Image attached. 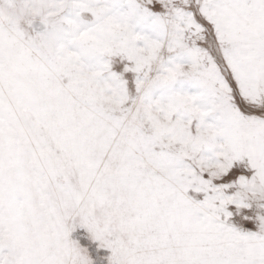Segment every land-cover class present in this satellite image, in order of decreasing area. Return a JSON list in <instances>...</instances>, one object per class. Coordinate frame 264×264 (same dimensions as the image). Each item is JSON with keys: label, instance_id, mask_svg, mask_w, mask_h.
Wrapping results in <instances>:
<instances>
[{"label": "snow or ice", "instance_id": "obj_1", "mask_svg": "<svg viewBox=\"0 0 264 264\" xmlns=\"http://www.w3.org/2000/svg\"><path fill=\"white\" fill-rule=\"evenodd\" d=\"M0 264H264V0H0Z\"/></svg>", "mask_w": 264, "mask_h": 264}]
</instances>
